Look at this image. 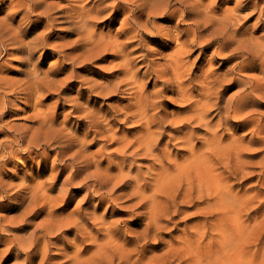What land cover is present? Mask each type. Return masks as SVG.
I'll list each match as a JSON object with an SVG mask.
<instances>
[{
	"label": "bare ground",
	"instance_id": "obj_1",
	"mask_svg": "<svg viewBox=\"0 0 264 264\" xmlns=\"http://www.w3.org/2000/svg\"><path fill=\"white\" fill-rule=\"evenodd\" d=\"M41 1L0 0V12L6 9V3L12 7L8 14L0 18V58L9 54V50L16 49L19 54L15 60L20 63L17 67L20 76L17 79L6 76V72L2 70L3 65L0 64V199H17L18 196H23L22 200H14V203L20 205L16 207L24 206L17 218L9 220L16 226L12 227L8 221V224L0 223V244H4V248L0 249V264L10 257L14 260L11 264H257L258 252H262L264 256V244L261 235L253 230L264 225V217L259 219L261 215H258L251 225L242 220V216L251 209L261 190L252 193L249 189H235V185L240 179L248 176L252 178L257 174L248 170L245 159V151L250 148L252 141H246L243 135L238 136V130L250 127L254 134L264 132V120L253 115L257 103L264 101V86L258 82L256 74L246 73L240 76V72L264 70V35L255 36L243 31L245 29L242 30L241 26H234L241 18L245 19L257 12L258 20L264 26V6L259 5V0H239L234 7H223L224 9L220 7L223 3L220 0H141L137 8L130 11L124 23V31L131 40L137 36L143 42V39L154 33L147 28L145 22H140L142 16L178 15L179 6L172 7L176 3L187 5L180 11L179 19L185 22L191 20L186 28L168 25L169 27L160 26L156 29L157 34L169 40L172 35H176L179 42L162 64L152 66V74L159 78L161 84L158 83L163 85L162 89L145 92L143 84L136 81L134 68L137 66L134 56L130 57L131 51L126 50L131 40H127L129 45L127 42L124 45L118 43L117 38L106 39L103 36L105 34L96 38L89 31L94 21L105 17L104 11L108 5L89 6L87 10H83L86 9L85 6L82 9L73 8V12L78 13L74 16L78 20L72 19V28L85 34L79 35L77 39L73 38L74 45L70 47L77 48L75 53L69 52L63 45L58 46V49L55 47L54 52H57L58 58L51 62L49 69H44L47 60L45 53H48L45 46L47 43L51 45L47 42L50 34L46 32L57 22L50 17V13L57 11L59 6L55 3L56 7L52 6L50 2L49 5H42ZM104 1H113L115 9L112 12L115 14L121 13L122 3H129L128 0ZM189 6L193 8L192 11ZM187 9L190 11L187 12ZM218 9L220 14H217ZM245 11L248 12L244 14ZM31 15L37 16L35 21L43 25L30 40H25L23 31L26 28L21 22L14 26V22L17 17L23 20ZM70 16L73 17L72 13ZM186 16L189 18H185ZM43 18H46L45 21ZM182 37L185 38L180 41ZM195 46L200 48L199 53H205L210 48L213 58L222 59L223 64H234L229 67L226 65L228 69L219 72V67L212 68L215 61L211 60L213 63H210L206 71L195 75L198 83L196 86L188 77L193 72L191 70L194 63L185 61ZM39 48L44 51L36 57V50ZM139 48L141 46L135 49ZM110 49L123 52L121 56L125 57L120 64L123 75H116V81L110 80L106 75L105 78L102 76L105 81L91 80L87 72H78V67L85 68L96 62L99 56H104L103 53ZM65 58L69 59L68 66L60 67L59 61ZM157 63L159 62L155 64ZM60 73L63 76L59 77ZM74 82L79 83L77 89L80 93L70 99L71 111L79 120L77 126L84 129L82 138L66 130L67 122H56V107L64 106L60 97L55 106L43 104V98L48 97L54 88L63 91ZM122 83L131 85V88L136 87L132 92L133 97L131 96L133 101L124 108H115L107 113L101 107L88 108L91 103L82 101L85 94L111 99L118 93H125L127 87L126 90L123 89ZM231 86L238 88L224 100V91ZM196 88L200 90V98L192 102ZM165 91L176 92L177 99L182 102L191 101L188 104L191 109L183 116L173 115V119H170V115L159 111L160 98L163 96L161 92ZM17 97L24 99L25 112L30 109L28 116L33 125L20 128L11 122L13 117H10L16 111L13 105L15 106ZM119 115H123L122 120L117 118ZM123 120H130L133 124L138 122L141 129L132 140L121 137V145H117L114 151L109 150L111 153L108 159L113 164L102 168L103 160H94L93 156L85 154L86 151L84 153V138L88 133L92 135V132L96 139L104 132L114 135L113 126L120 121L126 123ZM103 149L106 151L107 147ZM53 151L55 157L52 159L50 177L54 180L53 183L56 185L60 175L67 172L57 194H47L42 181L24 183L18 190L16 187V191H11L13 186L5 175L11 170V165L16 166L14 159L19 154L27 153L29 158L42 155L47 162ZM104 151L100 150L99 156ZM259 163L262 167L258 173L261 176L259 182L264 185V155ZM111 168L117 169V172L111 174ZM18 172L20 171L15 169V173ZM40 175L42 172L36 174L37 177ZM25 178L22 176V180ZM25 188L29 190L21 195ZM74 191L81 194L74 210L68 213L57 212L56 207L48 212L45 210L47 204L55 206L62 202L69 205L75 198ZM120 201L124 203L110 211L109 208L113 204L116 207ZM105 202L107 208L104 212L99 211ZM84 204H87L85 208ZM262 209L264 210V205L255 210L260 212ZM44 210L47 217L35 222V216ZM108 212L111 217H120L107 220ZM180 215L182 218L192 220L199 217L202 220L187 225L177 236V240L170 241L158 251L155 246L148 254L150 250L146 247L153 244L152 241L163 234L170 223L177 226L179 221L175 218ZM129 216L134 222H129ZM142 218L145 224L140 230H131L122 225L138 223ZM29 226H32L30 231L21 235L15 232L13 238H4L1 234V231L7 233L25 230ZM70 232L73 233L72 238L68 236ZM156 245L160 246V242ZM52 246L61 251L56 250L54 255L51 254ZM252 246H255L254 249Z\"/></svg>",
	"mask_w": 264,
	"mask_h": 264
},
{
	"label": "rangeland",
	"instance_id": "obj_2",
	"mask_svg": "<svg viewBox=\"0 0 264 264\" xmlns=\"http://www.w3.org/2000/svg\"><path fill=\"white\" fill-rule=\"evenodd\" d=\"M128 1H129V3H126V2L122 3V7L121 8H122V11L123 12L121 11L120 14H115V13L112 12V10L115 9V4L112 3L113 1H106L105 2L104 0H82V1H76V0H44L43 1L42 0L41 1V2H43L42 5H49L50 3H52L50 5L54 6L56 4L57 6H59L58 8H56L57 11L56 10H53L50 13V17L51 18H54L55 20H57V22L55 21L56 23L54 22L52 29L51 30H48L46 32L47 34L49 33L51 35V36L48 35V38H47V42H50L51 45L49 46V44L47 43V45L45 46L46 47L45 49L48 50V53H45V56H46L47 60L44 63L43 68L44 69H49V66H50L51 62H53L54 60L55 61L57 60V58H58V56L56 55L57 52L56 53L54 52L55 47L58 49V48L61 47V45H63L64 47L63 46L62 47L65 48V49H67L69 52H72V53L73 52L74 53L76 52L77 48H74V49L72 48L71 49V47H73L71 45H74V43L72 41L74 39H77L79 37V35L85 34V33H80L79 30H75V29L72 28V22H73V20L74 21L75 20H78V19H76L74 17L78 13L77 12L74 13L75 10L73 8H75V9L76 8L82 9V7L85 6L86 9H83V10H87V9H89L92 6H95V7L96 6L97 7L100 6L101 7L102 5L103 6L104 5H108L109 7H107V9L104 11L105 17H102V18H100V19H98V20H96V21H94L92 23L91 27L89 28L90 29L89 30L90 33L93 34L96 38H99L100 36H102L103 34H105L103 36H106V39H110L111 40V39H114V38L116 39L117 38L118 43H120V44H122L124 42L125 43L126 42L128 43V41L131 40V39L128 38V34L125 33V31H124V29L126 27L125 26L126 24H124V23H126L125 22L126 21V17L130 14V11L132 9H136L137 8V5L139 4V2L141 0H139V1L138 0H128ZM186 1H188V0H186ZM220 1H221V3L223 2L222 4H220L221 5L220 7L222 9H224L223 7H230V8L234 7L235 4H236V2L239 1V0H230V2H228V3H226L224 0H220ZM259 2H260L259 5L263 7L264 6V0H259ZM53 3H55V4H53ZM56 5H55V7H56ZM185 5H186V3H185ZM185 5L184 4H181V3H176L175 5L172 6V7L175 6L174 8H177L178 7V10H177V11H179L177 13L178 15L168 14L167 16L161 17V16H156L154 14H151L150 17H148L145 14L144 16H142L141 20L139 19L140 22L141 23H144L145 22L147 28L148 29L150 28L151 30H153L152 32H154V33L151 34V35H149V37H147L146 39H143V42L141 40H139L138 37L136 36V37H134V39L131 40L132 42L129 41L130 42V45L128 43L129 46H126V50L129 49L127 51H131V53L129 54V56L130 57H133L134 56L133 58L135 59V62H136V66L137 67L134 68V70H136V76H135L136 77V81H138L140 84H143L142 89L145 92H152V90H156V89L160 90V89H162L163 85L162 86L160 85L161 83L158 80L159 78L157 79L155 77V75L152 74V71L154 69L152 66L157 67V66H159V64H162L163 63L162 61H164L165 57H168V53L171 54L174 51L176 45H178L177 43L179 42V39H177L175 37L176 35L175 36L172 35L171 36L172 38L170 37L172 40L171 39L169 40V39H167V37L164 38V36H161V35L157 34L156 29L159 28L160 26L161 27L162 26L163 27H166V26L167 27H169V26H173V27L174 26H178L180 29L186 28L188 26L189 22H191V20L188 19V21L185 22V21H183V20L181 21L179 19V18H181L180 11H182V9L185 8ZM6 6H7L6 9H4V10H2L0 12V18H3L5 16V14H8L11 11L12 7L9 6L8 3H6ZM188 8L191 9V11L193 10V8L192 7L190 8V6ZM63 10H64V12H63ZM60 11H61V13H60ZM67 11H68V14H65V13H67ZM189 11L190 10H188L187 12H189ZM218 11L219 12H217V14L218 13L220 14L221 13L220 9H218ZM247 12L248 11H245L244 14H246ZM70 13H72L73 17L70 16ZM57 14H58V16H57ZM59 14H60V16H59ZM256 14L246 16L247 18L245 17V19L244 18H241L240 21L237 22L234 27L241 26L242 30L245 29L243 31H247V32L253 33L255 36H262V35H264V26H262L261 25V21L258 20L259 13L257 12ZM61 15H63L64 17H61ZM175 16H176V18H175ZM36 17L37 16H35V15H31L28 19L26 17L23 20H20V17H17L16 22H14V26H16L17 22H21V24L26 28L25 31H23V33L26 34V36H25V34L23 36V38L25 40H27L29 38L31 39L34 36V34H36L39 30L42 29L41 26L43 25V23H39V21L38 22L35 21L36 20ZM185 18H189V17L186 16ZM45 19L46 18H43L42 20L45 21ZM33 20H34V22H33ZM147 20H149V21H147ZM256 20L258 22H260V23H258ZM180 21H181V23H180ZM149 23H150V25H149ZM150 26H152V27H150ZM52 30H53V32H52ZM75 32H76V34H75ZM174 38H176V39H174ZM184 38L185 37H182L180 39V41L181 40H184ZM125 43H124V45L127 44V43L126 44ZM171 44H172V47H171ZM58 46H60V47H58ZM140 46H141V48L135 49V48L140 47ZM42 50L43 49H41V48H39V50L37 49L36 50V53L37 54L35 56L36 57L39 56L42 53ZM211 50L212 49L209 48L208 50L205 51V53H199L200 52V48H198L197 46H195L194 49H193V51H192V54H190V56H187V58H185V61H187V63H190V62H193L194 63L193 69L191 70V72L192 71L193 72L188 77H189V80L191 81V83L192 84H196V86H198V83H197V80H196L197 74L199 75V74H201L202 71H206L210 67V63H213L215 61L213 63V65H212V68H215V66L217 68L219 67V72L220 71L221 72L225 71L223 69H228L226 67H229L230 65L234 64V62H230V63H226V64L224 63L223 64V60L222 59L215 58V57L213 58L212 57L213 55L211 53ZM113 52H115V53H113ZM149 52H151V53H149ZM10 53H12V55ZM121 53L123 54V52H121ZM121 53L116 52L115 50H112V49L107 50L105 53H103L104 56L101 55V56L98 57V59H97L96 62L95 61L92 62L91 64H89L85 68H84V66H80V67H78L77 70H78V72H83V73L84 72L85 73L87 72V74H88L87 76H89L91 78V80L93 78L96 81L99 80L100 82H102V81H105L106 80V79H103L102 76L106 75L107 78H110V80L112 79V80H115L116 81L117 80V78L115 77L116 75L117 76H122L123 75L121 73L122 72V69H121L120 64H122L124 62V60H125L124 58L125 57L124 56H121L122 55ZM159 53H161V54H159ZM18 54H19V52L16 49H11V50H9V54H4L2 56V58H0V64L3 65V69L2 70L4 72H6V76H8L9 78L17 79L20 76L19 75V71L17 70V67L20 66L19 65L20 63H19V61L17 59L15 60V58H17V55ZM50 54H51V56H50ZM139 54H143V55H139ZM116 55H119V56H116ZM211 60L213 62H211ZM239 60H242V59H239ZM67 62H69V59L68 58H65L64 60L62 59L61 61H59V66L60 67L68 66V63ZM154 62L155 63L156 62H159V63L155 64ZM152 63H154V64H152ZM148 64H150V65H148ZM10 67H11V69H10ZM87 68H89V69H87ZM8 69H10V70H8ZM198 70H199L200 73L198 72ZM194 71L197 72V73H195ZM246 73H248V74L249 73L256 74L258 76V82H260V84H263V86H264V70L263 71H260V70H256V71H246L245 73H243V71H241L240 72V74H241L240 76H243ZM235 75L239 76V74H235ZM61 76H63L62 73L59 74V77H61ZM192 77H195V78H192ZM96 78H98V79H96ZM104 78H105V76H104ZM192 80L193 81L195 80V82H193ZM78 84L79 83H77V82L71 83V84H69L66 87L67 89H65L63 91H60V90H57V89L54 88L53 91L49 92L50 95L48 97L43 98V104L55 106L56 105V100L60 97L62 99V102H64L63 103L64 106L61 105L60 107H56L57 113H58L57 114V121L56 122L58 124L61 123V122H67V125H66L67 129L66 130L67 131H70L73 135H75V136L78 135L80 138H82V136H84V133L85 132H84L83 127L80 128V126H77V124L79 125V120L77 119V117L71 111L72 110V106H71V103L72 102L70 100V99H73V96L75 94L80 93L78 91V89H77V88H79L78 87ZM121 87L123 89H125V90H126V87H127L126 92L125 93H118L115 97H113L111 99L109 97H104L103 98V97H100V96H89V95L85 94L84 97H83V99H82V101H86L89 104L91 103L89 105L90 107H88V108H92V107H96V108L99 107L100 108L101 107V110L103 112H107V113L108 112H111V110H113L115 108H120V109L121 108H124L127 104H129L130 102L133 101V98H132L133 97V94H132V92L136 90L135 89L136 87L135 88L134 87L131 88V85H128L127 83H122ZM237 88H238L237 86H231V87L227 88L224 91L226 93V95H224V100L227 99ZM57 92H59V93H57ZM66 92H67V94H66ZM198 92L200 93V90H199V88H196V90L194 91V94H193V95H195V94L196 95L192 98V100H191L192 102H194L195 100H197V99L200 98V95L198 94ZM161 93H163L162 94L163 96L160 98L162 100L160 102V106H159L160 109H159V111H161V112L163 111L162 113H165L166 115H170V116H168L170 119H173L171 117H174V116H176V117H179L181 115L183 116V114L185 115L187 113V111L191 109L190 108V105H188L189 102H191V101L182 102L181 100L177 99L178 97H177L176 92H173V91L166 92L165 91V92H161ZM164 93H166V94H164ZM166 95H167V97H166ZM19 99H22V98L17 97L16 98V101H15V106L13 105V108L15 107L14 109L17 112L14 110L15 113L13 115H11V117H10V118L13 117L14 119L12 118L10 120H11L12 123H14L16 126H18L20 128H22L24 125L25 126H31V124L32 125L34 124L32 122V119L28 116L31 113V111H28V110H30V109H28L27 112H25L24 109L26 107V103L24 102V99H22V100H19ZM19 101H21V102H19ZM183 103H185V104H183ZM114 104H115V106H114ZM111 106L112 107L114 106V107L112 108ZM117 106H119V107H117ZM19 107H20V109L18 110ZM22 107H24V108H22ZM255 108H256V112H254L253 115L255 117L262 118L264 120V101H261L260 100L259 103H257V106ZM151 112H154V111H151ZM214 113H216V111H214ZM25 117H27V118H25ZM69 118H70V120H69ZM117 118H119V119L121 118V120H122L123 119V115H119ZM76 121H77V123H76ZM123 122H126V123H122L120 121L119 123H117L116 125L113 126V131L115 133L114 135H112L111 132H108V133L107 132H104V134H102V135L99 136L100 138H98L99 139L98 140L94 136L95 134L92 132V135H91V133H88V135H86V137L84 138L85 139V144H84L85 146L82 148L83 151H84V153L86 151L85 154L90 155V156H93L94 160H100V161L103 160L104 162L102 161V168H106V167L111 166L113 164V162H110L109 159H108L109 158V153H111L112 149L114 151L119 145H121V143L119 144V142L121 141V139L127 137L128 140H130V139L132 140V138H135V136L138 135V132L140 131L139 129H141V126L139 127V124L140 123H138V122H134L135 124H133V122L130 121V120H128V122L125 121V120H123ZM262 122L264 123V121H262ZM233 123L234 124L235 123L237 124V122H233ZM77 128H79V129H77ZM116 132H117V134H116ZM107 134L108 135L110 134V135L108 136ZM240 135L245 136V140L246 141H252V145L250 146V148L247 149V151H245V153H246L245 159L247 160L248 170L249 171L257 172V174L255 175V177H252V178H249L250 176H248L247 178L244 177L243 179H240V181L235 185V189H242V190L249 189V190H252V193L256 192L257 190H261V192L257 195V197L255 198V200L253 201V204H252L251 209H249L247 212H244V214L242 216V220L246 221V223H249L250 222V224L253 225V223H254V220L253 219L255 217H257L258 215H261V216H259V219H262L264 217V210L263 209L260 212H257L255 210L256 207H258L260 205H264V203H263L264 202V185H262L261 182H259V178L261 176L258 175V173L262 170V167H261L259 161H260L261 157L264 155V152H263L264 151V148H263L264 147V132L257 135L256 133L254 134L250 130V127H248V128H245V129H239L238 130V136H240ZM254 136H255V138H253ZM0 138H1V136H0ZM114 138H116V139H114ZM86 142H87V144H86ZM107 143H108L109 146L107 145ZM104 147L105 148L107 147V150L106 151H104V149H103ZM110 149H111V151H109ZM100 150H103L104 151V154L102 156H99V153H100L99 151ZM107 151H109V152L107 153ZM181 153H183V152L181 151ZM104 155H105V157H104ZM17 157L18 158H15L14 159V162L16 163V166L11 165L12 166V168H10L11 170H8L6 172V175H5V178H7L8 182L11 181V184L13 186L12 187L13 190H11V191L14 192V191H16V189L18 190L20 188V186L23 185L24 183L27 184L28 182H30V183H36V182H39V181L41 182L42 181L44 187L48 191L47 194H49L50 196H54V194H57V192L59 190V187H60V183L65 178L67 172L65 171L64 173H62L60 175V180L58 181V183L56 185L53 183L54 180L52 181V179L50 177H51V169H52V159L55 157V151H53V152L50 153V158H49V160L47 162H45L46 160H45L44 156H42V155H39L38 157L37 156H34L32 158H29L27 156V153H24V154H21V155L19 154ZM101 157H103V159ZM13 168H14V170H13ZM92 168H94V166ZM15 169L17 171H20V172L17 173V174H19V176L15 173ZM33 172H34V175H33ZM38 172H42V175H40V176L37 177L36 174ZM115 172H117V169H115V168H111L110 169V173L111 174H114ZM16 175H17L18 178L16 177ZM47 175H50V176L48 177ZM22 176H25L26 178L28 177L27 180H25L26 178L22 180ZM14 178H16V180ZM33 179H35V180H33ZM12 180L16 184H14L12 182ZM46 180H47V182H46ZM234 182H236V181L234 180ZM262 182H263V180H262ZM50 184H52V185H50ZM28 190L26 188L23 189L21 191L22 192L21 195H24L25 192H27ZM74 192H75V196H74L75 198H73V201L69 205L62 204V202H59V204L58 205L56 204L55 206L54 205L52 206V204H47L46 205V208L47 209H45V210L48 212L49 210L54 209L55 207L57 209V212H62V213H68V212L74 210L76 208V206H77L78 200L81 197V194H78V191H74ZM9 198H5L6 200L5 199H0V207H1L0 208V223H4L5 222V224H8L9 220L11 221L12 219L17 218L20 215V213L23 210V208H24L23 205L21 207H16V206H20V205H16L14 203L17 200H22L23 199V196L22 197L21 196H18V198L16 197L17 199H13L14 197H11V199H9ZM2 200H4V201H2ZM74 200H75V203H74ZM91 203L92 202H90V204ZM123 203L124 202L120 201L117 205L115 204L116 207L113 204L109 208L110 211L112 209L119 208ZM86 205L87 204H84L83 207L85 208ZM106 208H107V203L105 202V203L102 204V206L99 209V211L104 212ZM45 210H44L43 213H39V214H37L35 216V218H36L35 219L36 220L35 222H40V220L42 221L43 218L45 219L47 217V212ZM44 214H46V215H44ZM2 216H4V217H2ZM117 217H120V215H115V216L111 217L110 212H108L107 220H111V219L117 218ZM130 218H132V217L129 216V222H134V221H131ZM175 219H176V221H179L178 224H177V226L174 223H170L169 224V227L167 229H165V232L163 234H160L157 239L153 240L152 241L153 244H150V245H148L146 247L147 250H150V251H148V254L151 253V250L154 249L155 246L158 248V249H156L158 251L159 248L164 247L170 241L177 240V236L179 234H181L185 230V228L187 227V225H189V224H191L193 222H196V221L198 222V221L202 220V218H199V217L193 218L192 220L191 219H187V218H182V215L177 216ZM211 219H212V217H210V221H211ZM141 220L138 223L137 222L134 223L135 225L134 224H128V225L126 224L125 225V223H123L122 225H123V227H129L131 230H140V229L143 228V226L145 224L144 223L145 220L143 218ZM10 224H12V227L15 225V224L9 222V225ZM263 226L262 227H259L256 230L254 229L253 232L257 231L261 235L260 236L261 237V241L264 244V227ZM27 228L28 229L19 230V231H12V232L11 231H8L7 233L1 231V234H3L4 238H9V237L10 238H13L16 233L21 235V234H24V233L30 231L32 229V226H29ZM175 228H176V230H175ZM72 234L73 233H71V232L68 233L69 238H72V236H73ZM210 235H212V234H210ZM60 237H61V235H59V238ZM53 241H54V239H53ZM158 242H160V246H157L156 245V243H158ZM67 244H69V242H67ZM254 247L255 246H252L253 249H254ZM1 248H4V244H0V249ZM68 249H71V248H68ZM52 250L53 251H51V254H53V255H54V251H56V250L57 251H61L60 249H58L57 247H54V246H52ZM256 256L258 257V258H256L257 259V264H264V256L262 255V252H258V254ZM135 257L136 256H134V258ZM8 259H7L8 261L4 262L3 264H11L14 261L12 257H10ZM144 264H146V263H144Z\"/></svg>",
	"mask_w": 264,
	"mask_h": 264
}]
</instances>
